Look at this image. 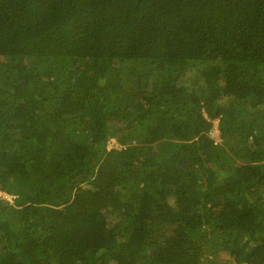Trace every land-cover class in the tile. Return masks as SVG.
<instances>
[{
  "label": "trees",
  "instance_id": "obj_1",
  "mask_svg": "<svg viewBox=\"0 0 264 264\" xmlns=\"http://www.w3.org/2000/svg\"><path fill=\"white\" fill-rule=\"evenodd\" d=\"M0 264H264V0H0Z\"/></svg>",
  "mask_w": 264,
  "mask_h": 264
},
{
  "label": "rangeland",
  "instance_id": "obj_2",
  "mask_svg": "<svg viewBox=\"0 0 264 264\" xmlns=\"http://www.w3.org/2000/svg\"><path fill=\"white\" fill-rule=\"evenodd\" d=\"M113 144V143H112ZM5 197L7 198V196L5 195Z\"/></svg>",
  "mask_w": 264,
  "mask_h": 264
}]
</instances>
